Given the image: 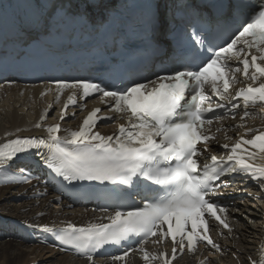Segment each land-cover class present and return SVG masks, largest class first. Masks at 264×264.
<instances>
[{"label":"snow or ice","instance_id":"6c2138e0","mask_svg":"<svg viewBox=\"0 0 264 264\" xmlns=\"http://www.w3.org/2000/svg\"><path fill=\"white\" fill-rule=\"evenodd\" d=\"M100 7L101 0H69L53 4L49 16L80 23L89 19L90 8ZM183 11L191 14L196 9L185 3ZM219 12L222 30L209 39L202 30L180 25L175 16L170 19L167 5L155 0L146 27L133 35L117 33L123 45L138 36L157 54L164 51L162 34L176 38L168 62L161 60L150 78L136 72L109 74L107 82H54L56 102L65 90H72L59 121H65L69 106L83 109L78 99L97 97L124 120L116 132L103 135L97 130L101 119L115 122L112 116L98 115L100 108L92 110L76 130L62 129L60 122L44 127L49 105L34 125L46 136L7 139L11 134L6 133L0 143V179L5 185L40 180L26 166L12 170L14 164L38 157L48 172V179L41 181L45 187L54 183L73 199L95 200L92 211L107 213L99 218L106 223L25 227L51 234L60 252H72L88 264H94L95 258L129 264L126 258L133 252L141 254L144 264H173L178 254L185 249L194 253L201 242L222 251L209 235V218L231 231L226 207L214 199L231 186L225 178L234 182L239 176L264 191V129H250L244 123L247 117L264 113V0H223ZM41 24L47 28L48 18L38 21L37 27ZM237 83L244 86L230 91ZM238 115L241 123L235 128L215 129L236 132L234 142L220 145L226 152L209 155L211 143L218 142L211 127L214 121ZM225 139L233 137L225 135ZM169 239L171 257L166 250L149 253L145 248ZM109 248L117 251L105 257ZM260 253L258 260L249 257L251 264H264V244Z\"/></svg>","mask_w":264,"mask_h":264},{"label":"bare ground","instance_id":"6f19581e","mask_svg":"<svg viewBox=\"0 0 264 264\" xmlns=\"http://www.w3.org/2000/svg\"><path fill=\"white\" fill-rule=\"evenodd\" d=\"M42 1L0 0V22L12 23L28 7H41ZM41 93L45 95L42 96ZM53 97L51 89L43 85L0 86V143L5 142L6 133L11 134L7 139L17 136H46V132L36 129L34 125ZM57 116L58 109L51 105L44 127L56 121ZM244 123L250 129H264V113L247 117ZM61 128L74 130V123L63 122ZM61 135L65 133L62 131ZM228 136H233L235 140L237 133L230 132ZM25 162L14 164L12 170L16 171V168L24 166ZM37 172L32 174L36 176ZM41 181L34 179L30 184L5 185L0 179V264H88L86 260L74 258L51 247L43 235L45 233L39 228L33 230L25 227L31 224L55 228L67 226L68 223L86 226L93 221V217L86 210L70 208L66 201L58 200L59 196L52 193ZM249 183L252 185L247 186ZM233 188L239 191L246 189L258 195L263 193L254 181L245 183L242 178L232 186ZM18 197L21 199L16 201L15 198ZM255 202L258 203H255L257 207H264L263 200L258 199ZM255 204L252 198L245 200L240 197L233 201L230 209L231 218L235 223L232 236H219L220 245L226 252L214 251L217 254L211 255L207 264H251L249 257L251 260L260 258L261 245L264 244V215H261V210H258ZM21 230H32V234L36 238L39 237L44 245H30L31 241L21 234ZM146 250L153 253L152 248ZM29 255H32L31 258H28ZM94 264L112 263L104 260ZM129 264H144V261L142 258H135L131 259ZM177 264H193V260L185 258Z\"/></svg>","mask_w":264,"mask_h":264},{"label":"rangeland","instance_id":"374dc122","mask_svg":"<svg viewBox=\"0 0 264 264\" xmlns=\"http://www.w3.org/2000/svg\"><path fill=\"white\" fill-rule=\"evenodd\" d=\"M15 199H16V201H19V199H21V197H20V198L18 197V198H15ZM30 245H32V246H33L34 244H32V243H31ZM35 246H37V245H35ZM31 256H32V255H29V257H28V258H31Z\"/></svg>","mask_w":264,"mask_h":264}]
</instances>
